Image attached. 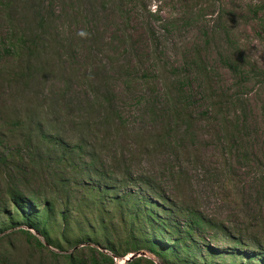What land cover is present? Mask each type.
Returning <instances> with one entry per match:
<instances>
[{
  "label": "rangeland",
  "instance_id": "rangeland-1",
  "mask_svg": "<svg viewBox=\"0 0 264 264\" xmlns=\"http://www.w3.org/2000/svg\"><path fill=\"white\" fill-rule=\"evenodd\" d=\"M263 2L0 0V204L10 187L78 195L62 140L148 176L178 223L210 221L201 247L225 249L227 231L264 243ZM16 229L0 232V264L54 263ZM140 252L162 262L142 248L115 264Z\"/></svg>",
  "mask_w": 264,
  "mask_h": 264
},
{
  "label": "trees",
  "instance_id": "trees-1",
  "mask_svg": "<svg viewBox=\"0 0 264 264\" xmlns=\"http://www.w3.org/2000/svg\"><path fill=\"white\" fill-rule=\"evenodd\" d=\"M36 23L43 29L49 26L45 17L38 18ZM29 41L34 47L38 39L34 35ZM103 100L110 102L109 93L104 91ZM40 138L55 145L52 136ZM59 142L66 149L63 155L71 173L67 184L75 186L78 195L70 200L66 194L61 205H56L54 197L31 193L26 196L19 188L10 187L7 204H0V232L17 226L16 230L25 235L34 249L48 251L53 264H115L114 258L142 248L159 258L160 264H264V243L260 239L245 240L246 237H235L230 231L219 238V233L214 232L213 241L220 239L228 246L220 250L210 242L201 247L197 240L200 237L194 234L203 233L212 224L197 211L186 210V220L178 223L174 218L179 217L176 205L170 204L171 210L161 207L160 201L165 198L148 176L133 174L127 163L116 160L112 162L119 166L113 171L96 154L80 153L85 145ZM71 152L76 154H67ZM96 244L105 250L98 249ZM78 245L81 246L76 248ZM69 247L71 252H67ZM214 258L220 261L215 262ZM123 264L157 263L141 254Z\"/></svg>",
  "mask_w": 264,
  "mask_h": 264
},
{
  "label": "water",
  "instance_id": "water-1",
  "mask_svg": "<svg viewBox=\"0 0 264 264\" xmlns=\"http://www.w3.org/2000/svg\"><path fill=\"white\" fill-rule=\"evenodd\" d=\"M141 254H143V252H140V254H130L128 257L125 258V261H126V260H129V259H131V258H133V257H135V256H137V255H141ZM143 255H144V254H143ZM125 261H124V262H125Z\"/></svg>",
  "mask_w": 264,
  "mask_h": 264
},
{
  "label": "clouds",
  "instance_id": "clouds-1",
  "mask_svg": "<svg viewBox=\"0 0 264 264\" xmlns=\"http://www.w3.org/2000/svg\"><path fill=\"white\" fill-rule=\"evenodd\" d=\"M144 254V253H143ZM124 263V262H123Z\"/></svg>",
  "mask_w": 264,
  "mask_h": 264
}]
</instances>
